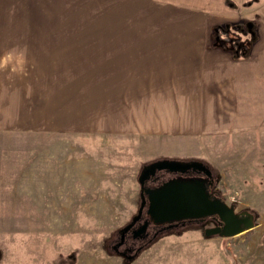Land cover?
<instances>
[{
	"label": "rangeland",
	"instance_id": "1",
	"mask_svg": "<svg viewBox=\"0 0 264 264\" xmlns=\"http://www.w3.org/2000/svg\"><path fill=\"white\" fill-rule=\"evenodd\" d=\"M130 2L57 0L50 12L57 29L124 30L125 18L138 21L143 13L139 1ZM12 20L0 14L4 29H15ZM243 37L252 48L256 34ZM65 73L77 78L75 86H59L62 79L50 90L60 93L59 100L62 92L77 94L71 103L60 102L65 112L58 110V118L42 114L41 126H23L17 118L12 121L18 127H7L0 112V264H264V130L253 119L244 125L231 120L227 133L147 132L116 109L133 104L117 94L125 87L103 74L91 81L85 71ZM85 92L94 97L81 113ZM162 159L203 162L214 177L210 196L238 213L250 211L254 227L233 236L207 235L206 228L222 224L219 216L186 218L161 224L130 250L119 246L120 229L138 213L142 170ZM164 173L157 181L170 178ZM143 213L139 223H151L145 208Z\"/></svg>",
	"mask_w": 264,
	"mask_h": 264
},
{
	"label": "crops",
	"instance_id": "2",
	"mask_svg": "<svg viewBox=\"0 0 264 264\" xmlns=\"http://www.w3.org/2000/svg\"><path fill=\"white\" fill-rule=\"evenodd\" d=\"M137 1L143 13L138 21L125 18L127 29L74 31L57 29L50 12L57 0H0V14L13 16L15 24L7 30L0 25L1 106L6 101L0 112L7 127H18L12 121L17 118L23 126H41L42 114L58 118V110L65 112L60 102L71 103L77 93L62 92L59 100L50 88L62 79L59 86H75L77 78L63 72L85 71L91 81L103 74L125 87L117 94L133 104L116 109L147 132L227 133L232 121L244 125L252 119L264 130V0ZM244 20L256 27L249 56L234 57L212 43L215 26ZM89 93L82 94L87 98L81 113L94 97ZM149 117L155 123H146Z\"/></svg>",
	"mask_w": 264,
	"mask_h": 264
},
{
	"label": "water",
	"instance_id": "3",
	"mask_svg": "<svg viewBox=\"0 0 264 264\" xmlns=\"http://www.w3.org/2000/svg\"><path fill=\"white\" fill-rule=\"evenodd\" d=\"M207 168L201 161L183 162L178 160L162 159L144 166L139 178L143 186L145 175L148 170L156 167L169 166L174 170H186L194 165ZM209 171V170H208ZM146 193V196L144 192ZM141 192V203L138 213L134 215L132 221L120 229L123 233L140 219L146 209L148 218L155 224H164L186 218H204L217 215L221 225L208 227L205 229L207 235L217 233L222 236H233L245 229H251L255 225L254 215L250 211L236 212L235 208L227 202L211 197L207 191L204 181L190 178H173L151 190L144 189ZM148 224L147 222H145ZM143 228L138 230V234ZM125 254V252H123ZM135 254H130L132 259Z\"/></svg>",
	"mask_w": 264,
	"mask_h": 264
},
{
	"label": "flooded vegetation",
	"instance_id": "4",
	"mask_svg": "<svg viewBox=\"0 0 264 264\" xmlns=\"http://www.w3.org/2000/svg\"><path fill=\"white\" fill-rule=\"evenodd\" d=\"M206 167L207 168L205 169V168L201 167L200 165L196 164V165L191 166L190 168H188L186 170H180V169L174 170L169 166H164L161 168L156 167L155 169L148 170V172L145 175V182H144L143 186L141 185V192L143 191V188L144 189L149 188V189L153 190V189L159 187L164 182L168 181L167 179L171 180L174 177H179V175H181V174H183V175L187 174L188 176H186V178L195 179V180L199 179L200 181L201 180L204 181L206 188H208V185L213 183L214 177H213V173L211 172L210 168L208 166H206ZM164 171H165V173H164L165 176L171 175L170 178L166 177L167 179L164 181H161V182L157 181V179L161 177V175ZM171 172L174 175H172ZM171 177H173V178H171ZM207 191H208V189H207ZM143 192L146 196L145 191H143ZM144 216L145 215L143 213L142 216L140 217V219H145ZM140 219L134 225H132L127 231L121 233L119 241L117 242V244L119 246H122L126 250H130L133 248V246L137 242L143 241L144 238L147 237V234L149 235L154 228L161 226V224H155L151 220L149 221V222H151L149 224H146L145 221H142L141 223H139ZM138 226H140V228H143V230L140 234H138V230L140 229V228H138Z\"/></svg>",
	"mask_w": 264,
	"mask_h": 264
},
{
	"label": "trees",
	"instance_id": "5",
	"mask_svg": "<svg viewBox=\"0 0 264 264\" xmlns=\"http://www.w3.org/2000/svg\"><path fill=\"white\" fill-rule=\"evenodd\" d=\"M253 1V0H252ZM250 4L251 1H248ZM256 27L252 21L226 23L213 28L212 43L224 50L231 52L234 57H247L250 55L249 38L243 35L251 32L255 36Z\"/></svg>",
	"mask_w": 264,
	"mask_h": 264
}]
</instances>
